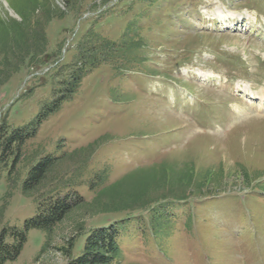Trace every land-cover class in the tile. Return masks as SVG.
Here are the masks:
<instances>
[{
    "label": "rangeland",
    "instance_id": "374dc122",
    "mask_svg": "<svg viewBox=\"0 0 264 264\" xmlns=\"http://www.w3.org/2000/svg\"><path fill=\"white\" fill-rule=\"evenodd\" d=\"M144 1L82 0L75 12L65 0H50L62 16L45 29L46 52L0 87V124L6 119L17 129L35 121L58 87L53 68L76 61L88 31L119 41L133 23L145 45L142 62L120 75L109 64L87 73L29 148L42 144L46 153L61 154L98 140L87 180L107 167L115 182L162 162L167 171L218 172L222 186L205 187L182 204L170 239L128 225L124 263L264 264V0ZM33 7L29 0H0V21L21 22L27 8L40 18L41 8ZM230 22L238 29H227ZM7 177L0 174V233L23 229L37 213L21 185L7 195ZM80 191L93 196L86 186ZM91 217L73 213L48 247L44 233L31 229L9 264H66L62 249L74 226L89 229L100 219Z\"/></svg>",
    "mask_w": 264,
    "mask_h": 264
},
{
    "label": "trees",
    "instance_id": "16d2710c",
    "mask_svg": "<svg viewBox=\"0 0 264 264\" xmlns=\"http://www.w3.org/2000/svg\"><path fill=\"white\" fill-rule=\"evenodd\" d=\"M65 1L75 12L82 2ZM112 1L101 0V5ZM29 2L34 11L36 6L41 8L40 18H35L29 7L25 8V14H20L21 22L0 21V87L46 52L45 29L53 19L62 16L50 0ZM144 2L154 4L155 0ZM72 4H75L73 8ZM144 48L133 23L119 41L88 31L77 46L76 61L53 68L58 87L35 121L17 129H11L6 119L0 124V171L8 174L7 195L11 197L12 191L21 185V193L37 206L36 216L26 220L23 229L5 228L0 233V264L18 259L31 229L44 233L48 247L55 232L76 211L100 219L93 221L89 229L76 223L74 234L67 240L68 246L62 249L66 264H126L122 241L126 239L128 225L137 224L138 231L155 240L170 239L171 226L182 217V204L193 202V196L205 187L222 186L218 172L213 176L199 175L193 168L167 171V162L135 168L115 182H109L110 171L106 167L87 180L89 164L101 147L98 140L61 154L46 153L42 144L29 148L42 122L75 97L87 73L104 64L111 65L117 75L131 72L127 64H140L139 56ZM85 186L93 195L90 199L80 191Z\"/></svg>",
    "mask_w": 264,
    "mask_h": 264
},
{
    "label": "bare ground",
    "instance_id": "6f19581e",
    "mask_svg": "<svg viewBox=\"0 0 264 264\" xmlns=\"http://www.w3.org/2000/svg\"><path fill=\"white\" fill-rule=\"evenodd\" d=\"M233 24V23H232Z\"/></svg>",
    "mask_w": 264,
    "mask_h": 264
}]
</instances>
